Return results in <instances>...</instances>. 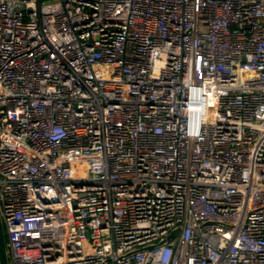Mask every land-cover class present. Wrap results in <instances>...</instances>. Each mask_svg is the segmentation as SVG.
Here are the masks:
<instances>
[{
	"label": "built area",
	"instance_id": "obj_1",
	"mask_svg": "<svg viewBox=\"0 0 264 264\" xmlns=\"http://www.w3.org/2000/svg\"><path fill=\"white\" fill-rule=\"evenodd\" d=\"M7 264H264V0H0Z\"/></svg>",
	"mask_w": 264,
	"mask_h": 264
},
{
	"label": "water",
	"instance_id": "obj_2",
	"mask_svg": "<svg viewBox=\"0 0 264 264\" xmlns=\"http://www.w3.org/2000/svg\"><path fill=\"white\" fill-rule=\"evenodd\" d=\"M0 264H7V258L5 252V236L1 221H0Z\"/></svg>",
	"mask_w": 264,
	"mask_h": 264
}]
</instances>
